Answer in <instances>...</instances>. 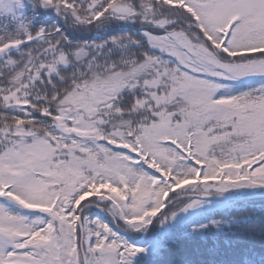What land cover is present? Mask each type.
Instances as JSON below:
<instances>
[{"label": "snow or ice", "instance_id": "1", "mask_svg": "<svg viewBox=\"0 0 264 264\" xmlns=\"http://www.w3.org/2000/svg\"><path fill=\"white\" fill-rule=\"evenodd\" d=\"M0 264H264V0H0Z\"/></svg>", "mask_w": 264, "mask_h": 264}, {"label": "rangeland", "instance_id": "2", "mask_svg": "<svg viewBox=\"0 0 264 264\" xmlns=\"http://www.w3.org/2000/svg\"><path fill=\"white\" fill-rule=\"evenodd\" d=\"M162 227V225H159L158 223L154 222V227H153V231H155L156 229Z\"/></svg>", "mask_w": 264, "mask_h": 264}, {"label": "trees", "instance_id": "3", "mask_svg": "<svg viewBox=\"0 0 264 264\" xmlns=\"http://www.w3.org/2000/svg\"><path fill=\"white\" fill-rule=\"evenodd\" d=\"M53 16H54V14H52ZM257 79H259V78H257Z\"/></svg>", "mask_w": 264, "mask_h": 264}]
</instances>
